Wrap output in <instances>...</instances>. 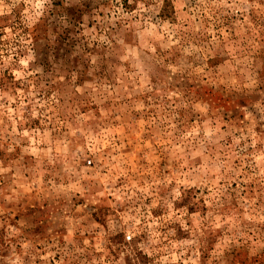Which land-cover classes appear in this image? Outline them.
<instances>
[{
  "label": "rangeland",
  "instance_id": "1",
  "mask_svg": "<svg viewBox=\"0 0 264 264\" xmlns=\"http://www.w3.org/2000/svg\"><path fill=\"white\" fill-rule=\"evenodd\" d=\"M0 264H264V0H0Z\"/></svg>",
  "mask_w": 264,
  "mask_h": 264
},
{
  "label": "trees",
  "instance_id": "2",
  "mask_svg": "<svg viewBox=\"0 0 264 264\" xmlns=\"http://www.w3.org/2000/svg\"><path fill=\"white\" fill-rule=\"evenodd\" d=\"M163 16H164V14H163Z\"/></svg>",
  "mask_w": 264,
  "mask_h": 264
}]
</instances>
